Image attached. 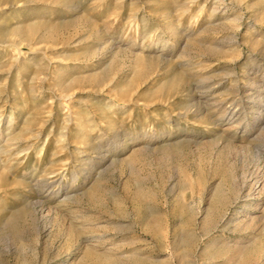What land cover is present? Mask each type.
Segmentation results:
<instances>
[{
    "label": "rangeland",
    "instance_id": "1",
    "mask_svg": "<svg viewBox=\"0 0 264 264\" xmlns=\"http://www.w3.org/2000/svg\"><path fill=\"white\" fill-rule=\"evenodd\" d=\"M0 264H264V0H0Z\"/></svg>",
    "mask_w": 264,
    "mask_h": 264
}]
</instances>
